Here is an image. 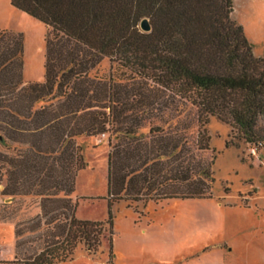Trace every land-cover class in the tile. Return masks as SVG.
I'll return each mask as SVG.
<instances>
[{
	"label": "trees",
	"instance_id": "trees-1",
	"mask_svg": "<svg viewBox=\"0 0 264 264\" xmlns=\"http://www.w3.org/2000/svg\"><path fill=\"white\" fill-rule=\"evenodd\" d=\"M12 3L48 26L46 73L24 82L22 35L0 30V185L41 197L46 232L36 251L0 264H58L111 238L112 217L77 218L70 197L85 167L80 136L108 134L110 207L212 197L214 158L204 152L213 116L264 147V57L232 18L233 0ZM106 58L109 74H96Z\"/></svg>",
	"mask_w": 264,
	"mask_h": 264
},
{
	"label": "rangeland",
	"instance_id": "rangeland-1",
	"mask_svg": "<svg viewBox=\"0 0 264 264\" xmlns=\"http://www.w3.org/2000/svg\"><path fill=\"white\" fill-rule=\"evenodd\" d=\"M233 2L232 18L243 27L254 54L264 57V0ZM2 29L22 35L23 81H43L48 26L15 7L12 0H0ZM109 69L106 58L96 74L107 76ZM191 117L185 114V122ZM207 127L210 148L204 156L214 158L212 197L120 200L111 207L108 134L80 136L85 167L70 197L77 205V218L112 217V232L107 233L111 238H103L97 252L82 244L73 260L58 264H264V147L240 139L230 124L217 117H211ZM196 132L194 124L192 133L196 136ZM4 185H0V260L13 259L17 252L26 257L45 238L41 197L4 195ZM39 219L42 226L31 229Z\"/></svg>",
	"mask_w": 264,
	"mask_h": 264
},
{
	"label": "water",
	"instance_id": "water-1",
	"mask_svg": "<svg viewBox=\"0 0 264 264\" xmlns=\"http://www.w3.org/2000/svg\"><path fill=\"white\" fill-rule=\"evenodd\" d=\"M141 28L145 31H149L151 29V24L148 18H143L140 24Z\"/></svg>",
	"mask_w": 264,
	"mask_h": 264
}]
</instances>
